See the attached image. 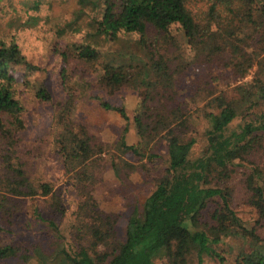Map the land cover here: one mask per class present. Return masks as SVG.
I'll return each mask as SVG.
<instances>
[{"label": "rangeland", "instance_id": "1", "mask_svg": "<svg viewBox=\"0 0 264 264\" xmlns=\"http://www.w3.org/2000/svg\"><path fill=\"white\" fill-rule=\"evenodd\" d=\"M205 6L201 3L194 9L200 12ZM104 9L105 0H0V42H16L25 59L38 68L32 74L24 70L17 74L16 94L23 106L24 128L17 134L14 160L23 165L31 187L38 192L31 195L33 191L24 186L21 190L26 194L15 196L0 186V250H13L0 264H73L66 259L64 250L74 255L83 249L92 257L112 253L126 241L134 210L142 207L166 174L165 128L173 129L185 140L195 139L194 156H197L208 127L204 113L214 109L218 97L225 95L237 102L240 111L234 125L249 122L264 111V102L248 109L247 91L239 89L253 86L256 90L254 85L264 80V24L257 31L252 24L242 25V30L229 40L230 46L218 44L220 49L225 48L221 52L202 47L194 49L187 43L183 31L175 26V41L161 44L163 58L155 57V61L162 59L165 66L169 64L166 75L172 74V80L147 87L148 82L158 77L153 75L142 83L143 68L150 65V58L137 51V35L119 34L115 41L96 37L97 22L102 19ZM216 37L212 42L223 40L220 35ZM84 42L99 50L98 62L78 59L72 45ZM63 55L68 59L64 60ZM130 55L142 59L146 65L133 64L135 78L131 83L117 90L105 87L103 65L122 62ZM63 73L68 76L75 97L73 122L86 126L92 145L97 151L102 149L86 169L91 178L87 191L70 184L71 175L66 173L62 152L56 143L55 116L70 98L63 85ZM42 86L52 101L37 96ZM146 91L154 99L144 106L143 92ZM100 98L124 108L129 123L117 111L105 109ZM138 115L151 131L140 146L141 155L121 147L126 128L127 145L140 144L141 136L134 125ZM161 117L167 120L165 128L154 132L161 125ZM261 136L257 150L249 156L247 164L237 168L229 183L233 207L249 228L256 214L246 204L249 196L246 178L252 165L264 172V133ZM2 159L0 148V175L4 176ZM43 183L52 186L53 195L41 194L39 185ZM97 231L100 235H96ZM244 247L243 240L227 239L217 249L224 261L206 257L203 264H235L239 250ZM154 264L169 263L166 257H160ZM186 264H199L195 253L190 254Z\"/></svg>", "mask_w": 264, "mask_h": 264}, {"label": "trees", "instance_id": "2", "mask_svg": "<svg viewBox=\"0 0 264 264\" xmlns=\"http://www.w3.org/2000/svg\"><path fill=\"white\" fill-rule=\"evenodd\" d=\"M201 3H205L206 8L197 12L194 7ZM247 23L252 24L256 31L263 26L264 0H105L103 17L96 26V37L105 36L107 41H115L119 34L137 35V51L150 58V65L143 68L141 81L145 84L153 75L158 77V80L148 82L149 87L172 80V74L166 75L169 64L165 66L162 59L155 61V57L163 58L161 44L175 41V26L183 31L187 43L194 49L202 47L203 50L218 49L221 52L225 48L221 46L220 49L218 44L230 46L229 40ZM217 35L223 40L212 42L217 40ZM72 49L81 61L92 63L100 59L99 50L88 43L73 44ZM63 57L68 59L66 55ZM124 58L122 62L103 65L102 84L105 87L117 90L131 83L135 78L133 64L146 65L134 55ZM135 67L139 69L138 64ZM37 69L25 59L16 42H0V148L4 173V176L0 175V186L15 196L26 194L21 190L24 186L33 191L31 195L38 192L31 187L33 185L26 177L23 165L14 161L17 134L24 128L23 106L16 94L17 74L19 70L32 74ZM62 77L70 98L55 116L56 143L62 152L66 173L71 175L70 184L87 191L91 178L86 169L96 161L95 157L102 153V149L97 151L92 145L86 126L73 122L71 113L75 97L68 76L63 73ZM254 86L256 90L253 86L239 88L247 91L248 109L264 102V80ZM143 94L146 106L154 97L149 91ZM37 96L44 101H52L44 86L39 88ZM99 100L105 109L117 111L129 123L124 108L112 106L102 98ZM210 107H213V100ZM239 111L237 102L225 95L216 99L214 109L204 113L208 127L204 133V145L197 156H194L197 141L185 140L173 129L163 127L167 120L161 117V125L154 132L159 133L162 127L165 128L163 132L167 131L163 137L167 144L168 167L142 207L132 213L126 241L112 253L104 252L96 257L83 249L74 255L64 250L66 259L73 264H154L158 258L166 257L169 264H186L190 254L195 253L199 264H203L206 257L224 261L217 249L227 239L234 238L243 240L245 244L239 250L235 264H264V172L252 165L246 178L249 192L246 204L256 214L250 228L233 207V191L229 185L237 168L247 164L249 156L261 144L264 111L249 122L234 125ZM134 125L141 136L140 144L127 145L126 128L121 147L124 151L141 155L140 146L151 131L147 130L141 115L134 118ZM112 167L116 172L114 162ZM39 186L43 196L53 195L50 184ZM98 234L99 231L96 232ZM12 253L11 248L1 249L0 261Z\"/></svg>", "mask_w": 264, "mask_h": 264}]
</instances>
